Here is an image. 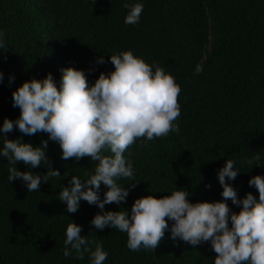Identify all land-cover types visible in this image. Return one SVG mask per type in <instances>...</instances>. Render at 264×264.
<instances>
[{"label":"trees","instance_id":"trees-1","mask_svg":"<svg viewBox=\"0 0 264 264\" xmlns=\"http://www.w3.org/2000/svg\"><path fill=\"white\" fill-rule=\"evenodd\" d=\"M135 3L144 10L138 24L127 25L124 5ZM0 31L5 41L0 49V125L4 118L19 117L12 92L25 81L51 73L59 87L61 69L74 67L85 71L91 85L101 72L114 70L110 56L126 50L158 64L181 86L179 134L137 140L124 153L139 182L126 203L107 204L104 211L130 210L135 199L170 195L176 187L191 192L193 203L219 201L223 189L218 170L228 158L240 173L227 182L239 198L251 192L258 199L248 182L264 175V166L247 161L258 154L264 165V0H0ZM100 56L105 63H96ZM198 65L202 71L196 73ZM7 138L38 146L48 135L28 136L16 128ZM46 155L61 176L42 182L36 192H28L22 180L9 181L12 165L0 157V264H90V252L83 260L74 251L71 258L63 255L72 221L82 226L91 251L103 244L108 253L104 264H214L210 243L194 248L173 240L169 230L155 252H133L126 233L90 223L101 211L97 206L81 201L76 213L67 212L60 191L70 187L73 175L88 178L98 162L65 161L51 140ZM16 167L29 170L22 163ZM31 171L43 175L47 166ZM118 183L126 186L132 180ZM105 191L102 185L101 199Z\"/></svg>","mask_w":264,"mask_h":264},{"label":"clouds","instance_id":"clouds-1","mask_svg":"<svg viewBox=\"0 0 264 264\" xmlns=\"http://www.w3.org/2000/svg\"><path fill=\"white\" fill-rule=\"evenodd\" d=\"M124 7L129 9L124 23L138 24L144 5ZM4 47V33L0 31V49ZM110 62L114 70L101 72L91 85L84 70L67 67L61 69L59 87L48 73L43 80L25 81L12 92L13 107L20 109V115L16 120L4 118L0 125V133L4 134L0 135L3 138L0 157L7 158L12 165L7 179L22 180L28 192H36L40 191L42 182L60 177V171L52 167L53 162L46 155L51 140L59 145L65 161L89 158L98 162L88 178L73 175L70 187L60 191L59 199L66 203L67 212L76 213L81 201L97 206L101 211L90 223L99 230L109 227L126 233L127 248L131 251L155 252L170 230L173 240L179 238L194 248L210 243L216 254L214 264H264V175H254L248 182L257 190L258 199L251 192L241 199L227 182L234 181L240 173L236 161L229 158L218 170L223 189L219 201L193 203L189 199L191 192L176 187L170 195L137 198L130 210L104 211L107 204L126 203L130 189L139 182L134 180L132 162L124 153L137 140L152 141L172 132L179 134L182 91L173 75L158 64L150 65L131 50L111 55ZM96 63H105L103 56ZM201 71L198 65L196 73ZM3 79L0 70V83ZM13 81L14 76L9 78L10 83ZM16 128L28 136L46 133L48 139L38 146L24 143L20 138L8 139L7 134ZM260 159L257 154L247 163L264 166ZM17 163L28 166L29 170H18ZM42 164L47 166L43 175L31 171ZM122 179L132 183L122 186L118 183ZM102 185L107 189L103 199ZM228 201L240 210L233 211ZM81 231L82 226L75 222L68 224L64 257L71 258L74 251L75 258L83 260L84 254L90 252V264H104L108 253L103 244H97L91 251L87 246L89 239Z\"/></svg>","mask_w":264,"mask_h":264}]
</instances>
